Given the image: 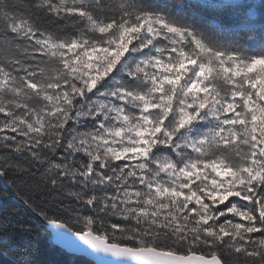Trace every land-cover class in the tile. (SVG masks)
<instances>
[{"label":"snow or ice","instance_id":"6c2138e0","mask_svg":"<svg viewBox=\"0 0 264 264\" xmlns=\"http://www.w3.org/2000/svg\"><path fill=\"white\" fill-rule=\"evenodd\" d=\"M254 7L0 0V250L43 222L96 264H264Z\"/></svg>","mask_w":264,"mask_h":264},{"label":"trees","instance_id":"16d2710c","mask_svg":"<svg viewBox=\"0 0 264 264\" xmlns=\"http://www.w3.org/2000/svg\"><path fill=\"white\" fill-rule=\"evenodd\" d=\"M212 2H229V0H212ZM244 5L255 6L250 13V19L259 28L264 25V0H231ZM237 15H240L238 12ZM40 223L39 234L30 240L32 264H95L89 258L70 253L53 242L51 233L43 222ZM0 264H19V257L13 251L0 250Z\"/></svg>","mask_w":264,"mask_h":264},{"label":"water","instance_id":"95a60500","mask_svg":"<svg viewBox=\"0 0 264 264\" xmlns=\"http://www.w3.org/2000/svg\"><path fill=\"white\" fill-rule=\"evenodd\" d=\"M46 227H47L48 231L51 233V229L49 228V226L46 225ZM53 242H54V240H53ZM54 243H55V242H54ZM55 244H56V243H55ZM56 245L62 247L63 249H65L66 251H68V252H70V253H75V254L83 255V256L89 258L90 260L94 261L95 264H96V259H95V257H94L93 255H90V254H88V253H86V252H83V251H72V250H70V249H67V248L63 247L62 245H59V244H56Z\"/></svg>","mask_w":264,"mask_h":264},{"label":"bare ground","instance_id":"6f19581e","mask_svg":"<svg viewBox=\"0 0 264 264\" xmlns=\"http://www.w3.org/2000/svg\"><path fill=\"white\" fill-rule=\"evenodd\" d=\"M58 246V245H57Z\"/></svg>","mask_w":264,"mask_h":264}]
</instances>
